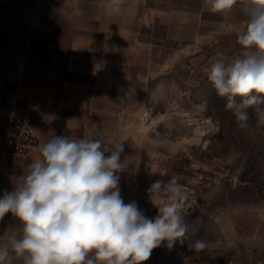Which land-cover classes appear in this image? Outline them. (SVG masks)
Instances as JSON below:
<instances>
[{
	"label": "rangeland",
	"instance_id": "obj_1",
	"mask_svg": "<svg viewBox=\"0 0 264 264\" xmlns=\"http://www.w3.org/2000/svg\"><path fill=\"white\" fill-rule=\"evenodd\" d=\"M242 28L238 9L215 14L203 0H0V71L43 41L77 136L123 141L129 202L155 217L163 198L152 203L148 189L172 176L194 194L188 239L162 243L144 264H264V127L249 110L240 129L205 72L243 53Z\"/></svg>",
	"mask_w": 264,
	"mask_h": 264
},
{
	"label": "clouds",
	"instance_id": "obj_2",
	"mask_svg": "<svg viewBox=\"0 0 264 264\" xmlns=\"http://www.w3.org/2000/svg\"><path fill=\"white\" fill-rule=\"evenodd\" d=\"M215 14L238 9L243 28L234 32L241 55H219L205 69L216 94L237 126L246 129L250 111L264 127V0H203ZM156 85L153 99L166 89ZM206 104L200 105L201 110ZM12 191L0 198V221H18L0 239V264H144L152 251L187 237L185 213L195 203L179 176L157 179L148 189L158 209L149 218L135 201L125 203L120 173L126 170L123 141L105 144L90 132L78 138L54 133L38 147ZM164 177V176H162ZM197 252L207 242L190 244Z\"/></svg>",
	"mask_w": 264,
	"mask_h": 264
},
{
	"label": "crops",
	"instance_id": "obj_3",
	"mask_svg": "<svg viewBox=\"0 0 264 264\" xmlns=\"http://www.w3.org/2000/svg\"><path fill=\"white\" fill-rule=\"evenodd\" d=\"M33 31L32 36L40 38V33ZM37 42V43H36ZM32 43L39 44L36 47ZM47 54L43 41L40 39L27 42L22 52H12L10 61L23 65V73L18 85L20 99V110L22 115L30 121L39 140L44 143L52 133L56 135H67L70 138H78L77 127L72 125L69 118V108L66 97L59 93V85L56 77H52L50 57L45 60ZM8 67L0 71V93L6 88ZM65 88V87H64ZM6 110L0 107V128L5 126L7 118L4 117ZM83 135L87 132L83 128ZM83 135H79L82 137ZM40 154L22 155L18 157H0V198L5 190L12 191L13 184L18 176L24 174L27 166ZM124 180L120 179L121 196L125 203L130 197L124 186ZM18 221L11 213L6 214L0 221V239L6 235V231L16 227Z\"/></svg>",
	"mask_w": 264,
	"mask_h": 264
},
{
	"label": "built area",
	"instance_id": "obj_4",
	"mask_svg": "<svg viewBox=\"0 0 264 264\" xmlns=\"http://www.w3.org/2000/svg\"><path fill=\"white\" fill-rule=\"evenodd\" d=\"M22 64H14L7 75L6 88L0 93V107L6 110L5 126L0 128V157H18L39 154L38 147L43 143L39 140L33 125L20 110L18 85L23 73ZM224 264H237L232 260ZM250 264H261L252 262Z\"/></svg>",
	"mask_w": 264,
	"mask_h": 264
}]
</instances>
